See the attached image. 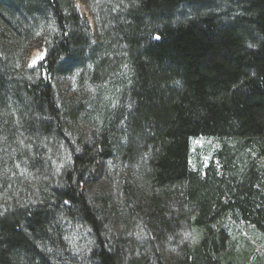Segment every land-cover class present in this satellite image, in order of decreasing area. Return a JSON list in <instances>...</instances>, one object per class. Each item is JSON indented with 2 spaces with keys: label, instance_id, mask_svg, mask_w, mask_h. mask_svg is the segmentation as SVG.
Instances as JSON below:
<instances>
[{
  "label": "trees",
  "instance_id": "obj_1",
  "mask_svg": "<svg viewBox=\"0 0 264 264\" xmlns=\"http://www.w3.org/2000/svg\"><path fill=\"white\" fill-rule=\"evenodd\" d=\"M92 1L95 38L73 0H0V169L17 132L40 130L67 154L38 204L5 214L0 170V264H79L57 256L59 216L88 229L87 264H247L227 223L264 236V0ZM35 32L46 52L26 69ZM69 75L67 96L58 80ZM196 138L219 145L203 170L190 164ZM110 165L122 204L102 192L97 205ZM112 220L125 225L115 235ZM133 222L149 250L126 233ZM185 226L198 231L192 245L178 239Z\"/></svg>",
  "mask_w": 264,
  "mask_h": 264
},
{
  "label": "rangeland",
  "instance_id": "obj_2",
  "mask_svg": "<svg viewBox=\"0 0 264 264\" xmlns=\"http://www.w3.org/2000/svg\"><path fill=\"white\" fill-rule=\"evenodd\" d=\"M73 2L78 13L89 26L92 36L95 38L99 33V18H102L101 13L97 11V8L95 9V4L92 0H73ZM32 36L33 40L27 46V53H25L23 57V65L26 69L36 68L39 62L43 60L46 52L44 44H40L39 42L40 35L35 32ZM69 76H61L58 80V90L66 93L67 96L74 94L76 90L75 77ZM14 119L18 120V117ZM14 127L19 129L20 126L18 122L17 124L14 123ZM40 133L41 131L38 130L30 141L28 139L26 140L23 134L17 132V139H15L13 143L15 146L9 150L7 149V151L3 148V156L5 157H3V165L0 169L3 170V203L1 204L3 214L7 213L11 208L13 209L15 206L12 205H16V203L38 204L42 199L40 185L45 186L40 183L41 179L43 183L46 182L49 184L51 177L54 178L55 173L57 174L56 171L59 170V167L65 162L67 157L65 147L59 142H54L55 146L53 144H43L44 139ZM77 133H81V131L78 130ZM33 141H35V143ZM3 143H5L4 139ZM57 144L58 146H56ZM218 146V142L213 139L196 138L191 140L190 164L192 168L195 170H203L210 155ZM35 160H38V164H36V166L39 167L38 169L30 164ZM114 173V167L110 165L108 169L100 173L97 179V183L99 184L97 186L98 188L96 186L92 188L90 194L91 199H93L97 205H99V201L97 200H100L102 192H104V195H109L112 203L116 205L122 204L118 194H114L113 192L111 195L110 193V189L113 188L111 184H114L116 181ZM15 197L17 199L14 201ZM58 220L62 221L61 230L59 232L65 240L62 250L61 248H55L58 258L60 256L68 257L70 261H77L76 263L79 264H84L86 262L87 264V254L92 246V240L88 229L84 226H72L64 221L62 216H59ZM130 224L131 227L129 229L132 231L130 232L127 230L126 233L135 235L138 240L136 243H140V241L143 240V230L139 225L135 224V222ZM227 225L235 240L236 248L239 251L245 250L247 253V264H253L264 252V236L252 229L242 226L237 220L228 222ZM124 226H120L116 221L112 220L107 223L104 230L105 233H113V235H115L116 229H119L120 232L121 229H124ZM197 236L198 231L185 226L178 239H180V242L192 245L195 243ZM165 246L166 248L163 253L167 254L164 256L171 258L177 255V244L169 240L165 243ZM143 247L144 245L140 243L139 246L136 247L137 251L144 248L149 250L147 246ZM147 250H145V252L148 253Z\"/></svg>",
  "mask_w": 264,
  "mask_h": 264
},
{
  "label": "snow or ice",
  "instance_id": "obj_3",
  "mask_svg": "<svg viewBox=\"0 0 264 264\" xmlns=\"http://www.w3.org/2000/svg\"><path fill=\"white\" fill-rule=\"evenodd\" d=\"M156 39H159V37H156Z\"/></svg>",
  "mask_w": 264,
  "mask_h": 264
}]
</instances>
